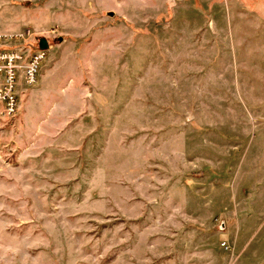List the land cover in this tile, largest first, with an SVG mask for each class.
Listing matches in <instances>:
<instances>
[{"label":"rangeland","instance_id":"rangeland-1","mask_svg":"<svg viewBox=\"0 0 264 264\" xmlns=\"http://www.w3.org/2000/svg\"><path fill=\"white\" fill-rule=\"evenodd\" d=\"M27 30L0 264H264V0H0Z\"/></svg>","mask_w":264,"mask_h":264},{"label":"built area","instance_id":"built-area-1","mask_svg":"<svg viewBox=\"0 0 264 264\" xmlns=\"http://www.w3.org/2000/svg\"><path fill=\"white\" fill-rule=\"evenodd\" d=\"M31 30L0 34V120L19 113V99L27 89L35 88L48 50H41L40 40L32 44Z\"/></svg>","mask_w":264,"mask_h":264},{"label":"water","instance_id":"water-1","mask_svg":"<svg viewBox=\"0 0 264 264\" xmlns=\"http://www.w3.org/2000/svg\"><path fill=\"white\" fill-rule=\"evenodd\" d=\"M39 47L41 50H48L50 47H49V42L47 41V39L45 38L41 39Z\"/></svg>","mask_w":264,"mask_h":264}]
</instances>
